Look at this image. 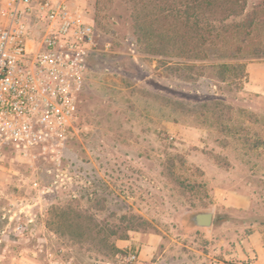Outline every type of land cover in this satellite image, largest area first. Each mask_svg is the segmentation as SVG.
Here are the masks:
<instances>
[{"label": "rangeland", "instance_id": "1", "mask_svg": "<svg viewBox=\"0 0 264 264\" xmlns=\"http://www.w3.org/2000/svg\"><path fill=\"white\" fill-rule=\"evenodd\" d=\"M84 1L97 50L78 123L59 160L0 169V264H264V57L179 65L136 41L138 0ZM62 217L135 225L110 237L115 256L95 230L70 239Z\"/></svg>", "mask_w": 264, "mask_h": 264}, {"label": "built area", "instance_id": "2", "mask_svg": "<svg viewBox=\"0 0 264 264\" xmlns=\"http://www.w3.org/2000/svg\"><path fill=\"white\" fill-rule=\"evenodd\" d=\"M97 50L84 0L0 1V169L59 160Z\"/></svg>", "mask_w": 264, "mask_h": 264}, {"label": "trees", "instance_id": "3", "mask_svg": "<svg viewBox=\"0 0 264 264\" xmlns=\"http://www.w3.org/2000/svg\"><path fill=\"white\" fill-rule=\"evenodd\" d=\"M137 2L130 10L133 35L149 55L173 59L191 68L194 63L209 59L234 61L264 57V0L253 4L250 10H247L248 0ZM239 65L217 62L209 67L218 68L223 74ZM83 220L90 227L82 228V224L73 227L69 219L62 217L70 239L83 243L87 240L85 230H95L101 234L99 243L113 255L124 253L109 239H125L126 232L133 230L135 224L119 232L117 227H103L91 218ZM103 231L107 234L102 235Z\"/></svg>", "mask_w": 264, "mask_h": 264}, {"label": "water", "instance_id": "4", "mask_svg": "<svg viewBox=\"0 0 264 264\" xmlns=\"http://www.w3.org/2000/svg\"><path fill=\"white\" fill-rule=\"evenodd\" d=\"M194 223L200 228H209L212 222V212L205 211L197 213L193 216Z\"/></svg>", "mask_w": 264, "mask_h": 264}, {"label": "crops", "instance_id": "5", "mask_svg": "<svg viewBox=\"0 0 264 264\" xmlns=\"http://www.w3.org/2000/svg\"><path fill=\"white\" fill-rule=\"evenodd\" d=\"M1 1V0H0ZM264 253V252H263ZM261 254V253H260Z\"/></svg>", "mask_w": 264, "mask_h": 264}]
</instances>
